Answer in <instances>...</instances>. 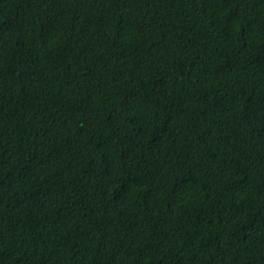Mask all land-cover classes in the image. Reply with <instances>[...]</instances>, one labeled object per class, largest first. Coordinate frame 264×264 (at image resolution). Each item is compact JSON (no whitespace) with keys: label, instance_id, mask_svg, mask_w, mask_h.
I'll return each mask as SVG.
<instances>
[{"label":"trees","instance_id":"16d2710c","mask_svg":"<svg viewBox=\"0 0 264 264\" xmlns=\"http://www.w3.org/2000/svg\"><path fill=\"white\" fill-rule=\"evenodd\" d=\"M0 264H264V0H0Z\"/></svg>","mask_w":264,"mask_h":264}]
</instances>
